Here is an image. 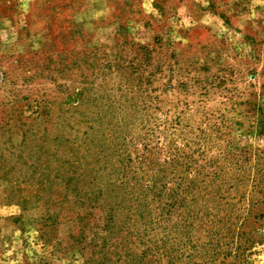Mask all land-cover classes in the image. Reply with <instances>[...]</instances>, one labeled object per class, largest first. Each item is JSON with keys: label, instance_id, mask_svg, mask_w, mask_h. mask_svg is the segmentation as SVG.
<instances>
[{"label": "rangeland", "instance_id": "rangeland-1", "mask_svg": "<svg viewBox=\"0 0 264 264\" xmlns=\"http://www.w3.org/2000/svg\"><path fill=\"white\" fill-rule=\"evenodd\" d=\"M0 264H264V0H0Z\"/></svg>", "mask_w": 264, "mask_h": 264}]
</instances>
